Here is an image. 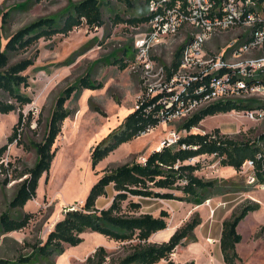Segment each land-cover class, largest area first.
<instances>
[{"label":"rangeland","instance_id":"1","mask_svg":"<svg viewBox=\"0 0 264 264\" xmlns=\"http://www.w3.org/2000/svg\"><path fill=\"white\" fill-rule=\"evenodd\" d=\"M81 1L0 0V52L5 51L8 38L21 28L43 17L64 20L63 15L72 9L73 4ZM102 12L103 26L83 24L67 35L41 38L36 45L12 59L13 62L23 59L34 62L24 73L29 76V86L21 88L32 102L9 114H0V148L8 144V137L23 114V121L18 125L20 143L9 144L0 159V219L5 213L13 219L24 214L32 217L29 224L18 231L5 232L0 226V259L16 262L29 256L34 245L46 241L68 209L80 208L84 204L91 187L104 170L127 163H144L152 152L165 144L176 143L190 133L214 134L218 131L220 136L235 141H257L264 134V119L253 120L236 110L209 116L191 132L184 130L185 120L209 104L202 102L186 114L172 116L133 141L122 144L93 169L92 151L137 108L146 89L145 97H148L161 93L169 85L166 68L171 67L175 52L187 41V34L192 32L188 28L165 38L151 50L148 56V64L151 65H147L138 59L137 50L140 40L149 30L147 23L128 21L146 15L144 5L133 0H104ZM248 32L246 28L236 27L213 34L204 44L199 61L180 70L172 86L173 91L178 92L182 87L184 77L187 80L203 71L207 61L216 62L223 56L229 64H235L239 60L264 56L263 51L257 50H251L240 59L233 56L242 35ZM122 64H125L124 68H121ZM85 77L101 86L92 89L81 87L66 102L65 109L71 113L54 145L57 151L49 174L43 175L36 197L23 209H10V203L24 179L18 176L37 161V153L31 143L43 142L60 96L69 88H79ZM0 100L13 102L2 91ZM186 163L200 166L196 175L214 181L216 195L202 204L131 197L130 200L143 205L138 214L159 216L161 211L169 214L167 230L158 232L150 241L159 244L168 241L171 233L173 235L197 217L201 221L194 231L197 241L179 246L172 259L177 264H221L215 259L224 263L220 251L223 221L233 212L256 202L260 208L250 212L238 226L242 241L237 246L240 258L237 264H264V189L248 183L251 171L243 168L237 172L224 167L218 157L207 154ZM163 192L182 196L178 190ZM114 194L113 186L108 187L107 197L99 198L97 207L108 208ZM82 237L80 245L66 246L62 254L51 260L52 264H85L99 247H104L109 259L114 261L125 257L131 247L129 243L115 242L96 232L87 231Z\"/></svg>","mask_w":264,"mask_h":264},{"label":"trees","instance_id":"2","mask_svg":"<svg viewBox=\"0 0 264 264\" xmlns=\"http://www.w3.org/2000/svg\"><path fill=\"white\" fill-rule=\"evenodd\" d=\"M103 2L104 0H83L73 4L72 9L63 15L64 20L58 21L57 18L43 17L21 28L8 38L5 51L0 52V91L8 94L13 102L0 100V114H9L32 102L29 95L21 92V88L29 86V76L24 73L33 66L34 62L31 59L13 62V57L36 45L41 38L50 39L56 34L67 35L83 24L89 27L103 26ZM259 3L263 4L264 0H259ZM261 9L264 11V6ZM128 21L137 24L148 21V18L143 15ZM190 38L191 36L177 49L171 67L166 68L168 79L179 70L184 49ZM124 67L125 64H122L121 68ZM225 70L226 68L219 74L221 75ZM215 76L214 74L209 75L204 79V83L209 86ZM100 86L92 83L89 77H85L79 88H69L60 96L43 142L31 143L32 148L36 150L37 161L33 167L26 169L18 176L19 179H24L10 203V209H23L29 201L36 197L43 175L49 174L57 151L54 145L62 133L63 123L71 113L65 109L66 102L81 87L92 89ZM145 95L146 91L143 93V100L138 102V108L127 116L122 125L94 148L91 153L93 169H96L102 160L122 144L133 141L167 120L177 106L175 102L173 108H166L172 96L171 92L165 91L147 98L144 97ZM198 97L194 96V98ZM181 98L186 97L182 95ZM254 105L255 101H227L210 104L185 120L182 128L191 132L209 116L234 110L243 111ZM22 121L23 114H20L17 126L8 137V144L0 148V159L8 150L9 144L20 143L18 125ZM263 140L264 134L257 141H235L220 136L218 131L214 134L190 133L176 143L165 144L161 149L152 152L144 163H127L104 170V174L91 187L84 204L80 208L68 209L48 234L45 242L34 245L31 254L27 257H21L16 262L0 259V264H43L46 262L52 264L51 260L62 254L66 246L80 245L83 242L82 235L87 231L100 233L115 242L129 243L131 247L125 257L114 261L109 259L104 247H99L85 264H160L162 261L166 264H177L172 259V255L179 246L197 241L194 231L200 225V219L193 218L179 228L168 241L160 244L153 243L150 241L151 238L167 229L169 214L166 211H161L159 216L148 213L138 214L143 205L130 198L204 203L216 195L215 182L197 176L196 172L200 166L186 162L206 154L218 157L222 166L231 167L237 172L243 169L246 162L251 161L256 175L255 185H263L264 149L260 146ZM110 186H113L115 192L112 202L108 208L99 209L97 201L101 197H107ZM166 190H178L182 196L163 192ZM125 203H127L126 206H124ZM259 208L260 205L253 202L240 211L233 212L223 221L220 249L225 264H237L240 261L237 246L242 241V235L238 232V226L250 212L257 211ZM31 217V214H24L21 218L13 219L5 213L0 219V226L5 232L18 231L29 224ZM185 264H194V262Z\"/></svg>","mask_w":264,"mask_h":264},{"label":"built area","instance_id":"3","mask_svg":"<svg viewBox=\"0 0 264 264\" xmlns=\"http://www.w3.org/2000/svg\"><path fill=\"white\" fill-rule=\"evenodd\" d=\"M133 1H140L146 7V17L148 18L146 23L149 30L140 40L137 50L138 59L145 61L147 65H151L148 64L151 50L161 44L165 38L174 36L188 28L192 29L189 34L191 38L183 52L181 66L169 79L166 89L161 92L172 93L166 104L167 109L173 108L175 102L177 103L168 119L172 116L186 114L198 103L208 102L210 105L227 101H255L254 107L238 112H242L253 120L264 119V56L239 60L235 64H229L223 56L216 62L214 60L207 61L203 66V71L189 76L187 80L185 77L183 78L184 82L178 92H174L172 89L180 70L191 67L194 61H199V54L202 52L204 44L213 34L236 27L246 28L249 32L242 35L244 38H242V42L241 39L239 40L233 56L240 59L251 50L264 52V11L261 9L264 3L260 4L259 0ZM189 36L187 34V39ZM248 38L249 41L246 40ZM225 68L226 70L220 75L219 73ZM213 74L216 76L207 86L204 79ZM149 91L152 92L153 88L150 87ZM182 95H185L186 98L182 99ZM153 96L149 95L148 97ZM194 96L199 97L194 98ZM142 98L140 100H143ZM260 146L264 149V140ZM243 168L251 171L248 183L256 184L253 163L248 161L243 165ZM257 186L264 189V184Z\"/></svg>","mask_w":264,"mask_h":264},{"label":"crops","instance_id":"4","mask_svg":"<svg viewBox=\"0 0 264 264\" xmlns=\"http://www.w3.org/2000/svg\"><path fill=\"white\" fill-rule=\"evenodd\" d=\"M167 230V229H166ZM166 230H164V231H161V232H159V233H163V232H165ZM159 233H157V234H155L154 236H156V235H158ZM172 236V233L169 235V237H171ZM220 251H221V249H220ZM220 255V254H219ZM221 257H222V259H223V255H222V253H221ZM215 262L216 263H221V264H224V263H222V262H220L219 260H217V259H215Z\"/></svg>","mask_w":264,"mask_h":264},{"label":"bare ground","instance_id":"5","mask_svg":"<svg viewBox=\"0 0 264 264\" xmlns=\"http://www.w3.org/2000/svg\"><path fill=\"white\" fill-rule=\"evenodd\" d=\"M169 230H171V229H169Z\"/></svg>","mask_w":264,"mask_h":264},{"label":"water","instance_id":"6","mask_svg":"<svg viewBox=\"0 0 264 264\" xmlns=\"http://www.w3.org/2000/svg\"><path fill=\"white\" fill-rule=\"evenodd\" d=\"M73 210V209H72Z\"/></svg>","mask_w":264,"mask_h":264}]
</instances>
